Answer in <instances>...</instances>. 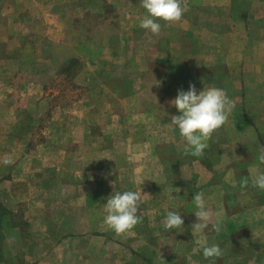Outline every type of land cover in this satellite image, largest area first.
Segmentation results:
<instances>
[{"label":"rangeland","instance_id":"374dc122","mask_svg":"<svg viewBox=\"0 0 264 264\" xmlns=\"http://www.w3.org/2000/svg\"><path fill=\"white\" fill-rule=\"evenodd\" d=\"M115 1L122 10L124 0H0V161L6 155L13 159L2 163L3 174L25 152L32 156L16 167L12 196H3V216L13 215L21 232L12 244H4V253L19 256L16 264H29L25 258H37L58 242L68 250L66 264H95L92 255L98 264H141L121 252L123 243L139 248L149 264L202 263L203 255H184L186 238L179 241L174 229L163 226L167 211L184 220L197 210L183 206L182 186L192 172L182 168L185 142L171 125V116L180 113L169 102L181 89L165 92V67L146 61L148 48L138 52V32L129 33L122 25ZM108 42L124 45L110 47ZM83 58L88 62L82 71ZM128 73L134 77H123ZM180 81L189 83L171 80ZM204 153L212 154L209 149ZM206 154L195 158L213 163ZM195 180V185L202 182L199 175ZM127 190H141L142 222L132 229L143 234L141 240L132 230L117 236L103 223L107 198ZM43 202L56 220L47 224L34 217L35 224H29L27 216L48 209ZM6 219L4 233H10L12 222ZM43 228L50 238L31 236L28 242L31 232ZM101 233L116 236L120 249L113 260L99 258L96 235ZM60 235L65 236L57 241ZM218 241L226 242L230 252L240 248L228 239ZM215 264L237 263L226 254Z\"/></svg>","mask_w":264,"mask_h":264},{"label":"crops","instance_id":"0c3cea01","mask_svg":"<svg viewBox=\"0 0 264 264\" xmlns=\"http://www.w3.org/2000/svg\"><path fill=\"white\" fill-rule=\"evenodd\" d=\"M124 4L122 10L116 6V1L112 5L121 13L120 22L123 26H128L129 33L138 32V52L139 48H148L146 61L156 68V63L165 67V92L173 88L187 91L190 80H200L195 85L197 94L203 88L214 86L225 90L228 98L235 101V108L228 121L208 141L209 147L206 149L212 154H204L213 159V163L206 164L187 155V161L182 164V168L192 172L191 182L188 180L182 186L186 192L183 206L188 211L196 209L193 197L197 192H203L208 207L224 214L219 233L212 231L211 225L205 229L208 244H218L223 256H234L237 264H264V190L254 188L251 184L254 175L264 172V164H259L256 159L258 148L264 146V0H187L188 10L179 22L166 26L164 21H157L161 24L159 35L139 27L140 20L145 15L139 0H124ZM111 37L113 36L109 38ZM107 45L119 48L124 44L112 45L108 42ZM82 62L83 71L88 60L83 58ZM145 72L140 74V79L144 78ZM134 74H124L123 77H134ZM174 78H185L189 83L171 82ZM214 144H217L216 149ZM153 153L152 156L156 157ZM31 157L25 152L20 160L15 159L11 169L4 174L0 162V264H16L20 259L13 252L4 253V244H12L20 238L21 232L13 225L14 216L6 215L13 227L10 233H4L3 223L7 219L3 216V196L6 199L12 196L11 193L15 191V169ZM32 161L34 163L37 159ZM196 175H199L202 182L197 181L195 185ZM27 176L29 180L33 173L30 171ZM244 178L249 179L247 187L241 184ZM42 206L49 209L46 202ZM30 207L31 204L28 208ZM48 209L41 216H27L26 221L35 224L34 217H41L44 223L50 224L56 219L51 217ZM141 213L139 209V217ZM195 220V215L185 218L183 221L186 228L174 229L179 241L186 238L188 249L184 251L185 256L202 255V251H194L197 248L196 241L200 239V234L193 235L190 230ZM132 233L140 240L143 237L136 230ZM37 235L48 239L51 232L45 228L42 231H33L28 236V242L31 236L34 238ZM62 236L65 235L57 237V241ZM81 236L76 234L74 237ZM96 237L100 243L98 250L101 261L105 255H109L112 260L119 255L120 248L116 246L115 235L111 234L110 237L101 233ZM211 238L215 240L213 243L210 242ZM219 239L233 241L240 248L243 247V250L236 248L230 252L225 248L226 242H219ZM109 242L113 243L108 245ZM60 243L58 242V247H44L37 258L25 259L29 264H66L68 250L59 247ZM132 247L123 243L121 252L126 251L129 259H138L141 264H149L145 254L139 248ZM144 248L141 247L142 250ZM174 252L178 255L177 249ZM86 258L89 260L88 256ZM204 259L203 257L202 263H199L210 264L208 260L204 262ZM92 261L98 264L93 255ZM123 261L125 260L122 263ZM171 262L173 263L172 259Z\"/></svg>","mask_w":264,"mask_h":264},{"label":"clouds","instance_id":"9594fccd","mask_svg":"<svg viewBox=\"0 0 264 264\" xmlns=\"http://www.w3.org/2000/svg\"><path fill=\"white\" fill-rule=\"evenodd\" d=\"M140 6L145 10V15L139 23V27L150 31L154 35L161 32V24L166 26L179 22L183 14L188 10L187 0H139ZM170 105L180 113L171 116V125L178 128L181 139L185 142L184 155L201 157L204 150L209 147L208 141L214 132L218 131L227 121L235 108V101L228 98L225 90L218 87L203 88L198 94L194 85L190 84L187 91L178 90L176 97ZM259 164H264V146L258 148L256 157ZM4 165L13 163L11 156L6 155L2 161ZM147 179V178H144ZM142 179L140 185L144 181ZM248 178L241 180V184L247 187ZM252 187L264 190V172H259L251 179ZM179 190V189H178ZM148 195V194H143ZM140 191L115 192L107 198L103 208V223L107 229L113 230L117 236L131 232L142 218L137 215L139 206L143 203ZM193 201L196 207L194 212L197 222L192 225L195 233L200 234L196 241V252H201L210 264L223 256V251L218 244H208L205 229L211 225V230L219 233L222 228L224 214L222 211H213L208 207L203 192H197ZM184 221L180 213L167 211L163 220L166 231L181 229Z\"/></svg>","mask_w":264,"mask_h":264}]
</instances>
